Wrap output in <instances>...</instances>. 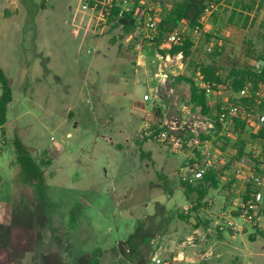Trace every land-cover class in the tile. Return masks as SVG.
Masks as SVG:
<instances>
[{
	"label": "rangeland",
	"instance_id": "374dc122",
	"mask_svg": "<svg viewBox=\"0 0 264 264\" xmlns=\"http://www.w3.org/2000/svg\"><path fill=\"white\" fill-rule=\"evenodd\" d=\"M241 1L251 14L240 9L229 23L235 2L225 0L207 24L214 47L220 39L232 56L248 39L264 51V0ZM132 35L81 0H0V69L13 92L0 127V264H203L188 249L181 263L168 252L195 225L211 227L208 250L223 253L220 264H264V219L219 238L214 215L227 206L216 191L211 212L199 209L201 225L195 213L182 220L193 202L178 175L193 151L175 154L150 133L206 116L189 104L186 84L154 107L144 102L154 71ZM207 44L205 36L194 43L197 61L209 60Z\"/></svg>",
	"mask_w": 264,
	"mask_h": 264
},
{
	"label": "built area",
	"instance_id": "2783aa9c",
	"mask_svg": "<svg viewBox=\"0 0 264 264\" xmlns=\"http://www.w3.org/2000/svg\"><path fill=\"white\" fill-rule=\"evenodd\" d=\"M81 1L85 10L100 15L106 23L107 19L103 17L102 9L107 14L113 9H119L121 16L124 14L133 16L135 29L132 39L140 52L139 60L146 61L149 58L154 71L151 92L144 95V102L154 107L166 97L171 98L175 93L174 84L184 73L182 72L184 68L177 64L175 58L170 56L163 58L158 55L153 46L154 41L160 37L166 4L156 0H149L141 5H136L134 0ZM222 1L210 2L202 18L203 26L189 30L188 34L195 45L207 34L206 20L218 9ZM187 32L182 25L178 26L163 38L161 48L170 52L174 45H179L185 40ZM213 49L214 44L208 43L207 52L211 53ZM250 64L258 71L264 69V61L252 60ZM197 84L206 91L214 118L198 117L192 125L175 120L166 121L160 129L150 133V137L175 154L184 153L187 147L193 151V158L178 175L180 184L181 182L197 184L208 173L220 176L222 193L229 201V206L220 210L215 216V226L222 230L228 227L232 232L240 233L244 225H238L235 219L239 218L245 222V225L252 226L260 225L264 219V83L255 87L248 82L237 94L230 96L225 94L222 85L217 86L215 90L200 78H197ZM242 101L251 102L252 106L245 105ZM183 112L187 114V108H184ZM238 122L247 124L258 138L250 151L235 157L229 150L223 149V142L238 135ZM186 131L191 132L190 137L185 136ZM208 203L214 206L215 201L211 200ZM188 211L184 212L188 213ZM168 261L171 263L169 259ZM168 261L160 257L153 259L154 264H170ZM172 261L186 262L187 256L181 252L173 257Z\"/></svg>",
	"mask_w": 264,
	"mask_h": 264
},
{
	"label": "trees",
	"instance_id": "16d2710c",
	"mask_svg": "<svg viewBox=\"0 0 264 264\" xmlns=\"http://www.w3.org/2000/svg\"><path fill=\"white\" fill-rule=\"evenodd\" d=\"M149 0H134L136 5H141ZM166 4L163 21L160 27V37L154 41L155 52L163 58L168 56L175 58L177 64L185 67L186 73H183L177 78L175 84H186L189 87V104L193 110H200V113L210 119H213L212 112L209 107V100L206 91L199 88L197 78H200L206 84L211 85L215 90L217 86H224L226 95L237 94L246 83L251 82L255 87L260 83H264V69L256 70L251 64L252 60L264 61V51L259 52L256 49V44L252 39H248L242 46L241 54L232 56L230 52L226 51V45L223 41L216 42V46L210 54L209 60L197 61L194 57V41L191 37H186L179 45H174L170 52L161 48L162 40L165 36L172 32L180 25H185L186 30L194 27L203 26L202 18L205 14L207 6L213 0H156ZM218 1V0H217ZM234 1V8L232 10L229 23H234L238 16H244L240 9L246 10L251 14L253 7H248L241 0ZM102 15L107 19L109 25L113 27H121L126 33H132L135 29V20L131 14H119V9H113L110 14L102 9ZM214 20H217L215 14ZM250 15H246L245 27L250 21ZM126 20L127 23L123 25L120 21ZM213 39L210 33L205 35V40L209 43ZM264 39V37H262ZM264 50V49H263ZM189 71V72H188ZM0 84L2 93L0 96V127L8 122V108L13 101V92L8 78L0 69ZM174 84V87L176 86ZM245 105L252 106L251 102L242 101ZM162 110L158 109V113ZM238 135L232 139L223 142V149L226 151H233L235 157H240L246 153L247 139H246V125L238 122ZM211 136V135H210ZM214 136V135H212ZM205 137V136H203ZM17 152H23V145L15 143ZM21 158V155H20ZM219 175L215 173H208L204 179L197 184L182 183L181 186L185 189L187 198L193 202L192 209L186 215H180L182 220H189L191 214L195 213L198 218V224L201 219L198 217L201 206H207L204 202L209 194L211 187H218ZM33 183V182H32ZM71 212L70 215H72ZM201 225V224H200ZM259 231V230H258ZM264 234L262 231H259Z\"/></svg>",
	"mask_w": 264,
	"mask_h": 264
},
{
	"label": "crops",
	"instance_id": "0c3cea01",
	"mask_svg": "<svg viewBox=\"0 0 264 264\" xmlns=\"http://www.w3.org/2000/svg\"><path fill=\"white\" fill-rule=\"evenodd\" d=\"M224 1L225 0H223L222 1V3H220L221 5L224 3ZM212 15V14H211ZM210 15V16H211ZM210 16L207 18V20H206V27H207V24H208V22H209V19H210ZM182 28H185L186 29V26L185 25H183L182 24ZM258 117H259V113L256 115V118L258 119ZM246 125V131L248 130V131H250V140L251 141H253L254 142V145H255V143H256V139L258 138L257 136H255L252 132H253V130H251V128H249V127H247V124H245ZM246 139H247V146H246V149H248V148H250L251 147V144H249V138H248V136L246 137ZM230 154H232V155H234L235 153H233V151H231L230 150ZM191 159L193 158V157H190ZM191 159H189V160H191ZM188 163V162H187ZM219 182H218V186L220 185L221 186V182H220V177H219ZM233 183H235V181L233 182ZM217 189V187L215 188V187H211L210 188V190H209V194H208V196H207V198H206V200L204 201V202H207V209H208V213H210L211 212V209L213 208V207H215L216 206V204H217V198H210V192L211 191H216L217 193H218V196L222 199V202L223 203H226V206H229V201L227 200V199H225L224 198V195H223V193H222V188H221V191L220 192H218V190H216ZM243 190V189H242ZM211 200H213V201H215V204H214V206H210L209 205V201H211ZM192 206H193V203H190V206L187 208V209H185V210H189L188 211V213L190 212V210L192 209ZM223 209V208H222ZM221 209V210H222ZM188 213H186V214H188ZM216 215H214V217H215ZM192 218V217H191ZM262 223V222H261ZM196 224H198V223H196ZM248 224H246L245 226H243V231L242 232H240V233H244V231H245V229L247 228L246 226H247ZM242 226V225H241ZM249 226H252V225H249ZM228 230L231 234H237V233H234V232H232L230 229H228L227 227L226 228H224L223 230L222 229H220L219 227H217L216 228V234H217V236L219 237V238H221V239H223V237H224V233H225V230ZM263 230V229H262ZM262 230H260V231H262ZM263 232V231H262ZM239 233V234H240ZM264 233V232H263ZM212 234V229H211V227L209 228V229H206V231H204V233H203V229L200 227V226H198V225H195V227H194V230L192 231V234L191 235H189V236H186V237H183L182 238V241H181V243L179 244V246H178V248L177 249H179V251L178 252H176L177 250H173L172 248L170 249V247H168V252L172 255V256H176L178 253H181V252H183L182 251V249H188V252H189V255L190 256H193V258H201V259H204V260H201L200 262H202L203 264H220L221 262H222V259L224 258V256H223V253H221L220 251H218V254L216 255V253H215V251H213L214 249H215V246L214 245H212L211 246V248L212 249H210V250H208V245H207V242H209L210 241V239H212V237H213V235H211ZM262 236H264V234H261ZM251 240H255V238L253 237V236H251V238H250ZM205 245H207V246H205ZM184 253V252H183ZM209 257H213V259L210 261V260H208L207 258H209ZM187 261H188V257H187ZM189 261H192L190 258H189ZM211 262V263H210ZM179 263H181V262H179Z\"/></svg>",
	"mask_w": 264,
	"mask_h": 264
},
{
	"label": "water",
	"instance_id": "95a60500",
	"mask_svg": "<svg viewBox=\"0 0 264 264\" xmlns=\"http://www.w3.org/2000/svg\"><path fill=\"white\" fill-rule=\"evenodd\" d=\"M123 25H125L126 23H127V21L126 20H124V21H120Z\"/></svg>",
	"mask_w": 264,
	"mask_h": 264
}]
</instances>
